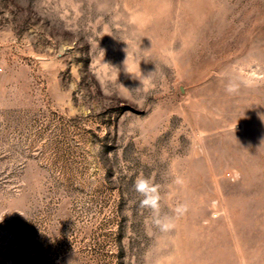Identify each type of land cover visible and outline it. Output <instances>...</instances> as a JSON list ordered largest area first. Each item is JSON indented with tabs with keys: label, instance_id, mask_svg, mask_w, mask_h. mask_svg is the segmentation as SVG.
Wrapping results in <instances>:
<instances>
[{
	"label": "rangeland",
	"instance_id": "obj_1",
	"mask_svg": "<svg viewBox=\"0 0 264 264\" xmlns=\"http://www.w3.org/2000/svg\"><path fill=\"white\" fill-rule=\"evenodd\" d=\"M0 218V264H264V0H0Z\"/></svg>",
	"mask_w": 264,
	"mask_h": 264
},
{
	"label": "clouds",
	"instance_id": "obj_2",
	"mask_svg": "<svg viewBox=\"0 0 264 264\" xmlns=\"http://www.w3.org/2000/svg\"><path fill=\"white\" fill-rule=\"evenodd\" d=\"M241 86L251 87L253 86V81L245 78H229L225 87L228 93L234 94L239 91V88ZM175 182L177 184L183 183L179 178H177ZM134 190L141 197L139 201V206L150 211L153 224L158 227L161 231L171 230L174 227V224L170 221L168 217L160 216L161 196L157 187L149 179L142 176H138L134 181ZM186 211L187 205H179L175 208V212L178 215H182ZM2 220L3 218H0V221Z\"/></svg>",
	"mask_w": 264,
	"mask_h": 264
}]
</instances>
